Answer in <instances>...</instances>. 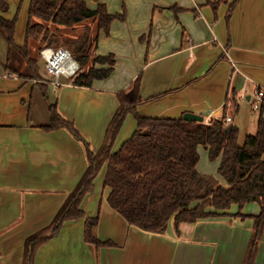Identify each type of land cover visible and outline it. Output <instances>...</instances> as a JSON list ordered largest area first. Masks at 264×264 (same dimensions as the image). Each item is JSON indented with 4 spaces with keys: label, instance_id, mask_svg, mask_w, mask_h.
I'll return each mask as SVG.
<instances>
[{
    "label": "crops",
    "instance_id": "1",
    "mask_svg": "<svg viewBox=\"0 0 264 264\" xmlns=\"http://www.w3.org/2000/svg\"><path fill=\"white\" fill-rule=\"evenodd\" d=\"M83 1L91 10L97 6ZM233 1L100 0L109 14L124 16L112 21L108 34L95 28L93 55L112 54L115 65L91 87L72 85L71 79L56 87L52 80L42 85L38 78H17L5 68L8 48L0 34V264H25L26 240L48 231L87 168L84 147L68 130L43 129L50 124V105L98 151L119 107L118 93L140 76L141 116L182 118L190 112L209 123L225 114L231 117L227 126L238 130L240 146L256 133L258 116L248 106L264 86V0H239L227 27ZM260 108L264 117V101ZM135 128L127 115L112 151ZM198 153L197 171L226 187L218 174L221 157L209 160L202 147ZM104 173L103 168L81 208L86 217L98 216V239L115 246L96 249L84 240V219L67 221L37 248L32 264H264V227L248 260L257 203L233 204L217 211L221 216L178 228L172 219L164 234H153L129 225L109 206Z\"/></svg>",
    "mask_w": 264,
    "mask_h": 264
},
{
    "label": "trees",
    "instance_id": "2",
    "mask_svg": "<svg viewBox=\"0 0 264 264\" xmlns=\"http://www.w3.org/2000/svg\"><path fill=\"white\" fill-rule=\"evenodd\" d=\"M93 1L97 3L94 10L89 9L83 0H30L24 44L18 46L14 40L17 17L5 19L3 14L9 9L8 3L0 0V34L8 48L5 68L23 78L40 79L39 51L44 47H63L71 52L80 65V72L70 80L72 85L91 87L94 81L108 78L115 65L112 54L94 55L92 64L87 66L96 47L97 33L92 34L89 27H85L82 34L74 39L65 37L63 33V30L74 29L85 21H93L97 30L108 34L112 21L124 16L109 14L100 0ZM238 1L234 0L228 7L227 27ZM32 43L38 45L35 54H32ZM96 65L102 67L97 68ZM139 85L140 76L130 89L118 93L119 107L108 125L104 143L98 151L90 148L89 142L72 121L64 119L56 106L50 105V124L43 129L68 130L82 143L87 168L47 228L48 231L36 233L26 240L25 264H32L37 248L55 236L67 221L84 219V240L96 249L115 246L111 241L98 239V216L86 217L81 208L84 198L92 192L94 181L103 168V186L109 190V206L129 225L148 233L164 234L172 219L178 228L183 222L194 223L200 219L221 216L217 211L229 209L233 204L242 208L248 203H257L260 210L253 215L255 233L248 254V260H251L253 249L264 227L262 110L259 111L256 133L246 136L240 146L237 142L238 130L232 127L226 131L228 126L223 121L225 114L221 120L213 119L209 123L189 122L182 118L141 116L137 111L138 105L143 101L139 94ZM129 114L134 117L136 128L118 150L112 151ZM200 147L207 150L211 161L221 157L218 174L226 181V187L220 185L215 176L197 171Z\"/></svg>",
    "mask_w": 264,
    "mask_h": 264
},
{
    "label": "built area",
    "instance_id": "3",
    "mask_svg": "<svg viewBox=\"0 0 264 264\" xmlns=\"http://www.w3.org/2000/svg\"><path fill=\"white\" fill-rule=\"evenodd\" d=\"M40 59L48 74L55 79L54 85L61 86V79H72L80 72V65L74 60L71 52L63 47H44L40 50ZM264 101V86H258L254 99H249L253 110H259ZM224 123H230L231 117L225 116Z\"/></svg>",
    "mask_w": 264,
    "mask_h": 264
},
{
    "label": "rangeland",
    "instance_id": "4",
    "mask_svg": "<svg viewBox=\"0 0 264 264\" xmlns=\"http://www.w3.org/2000/svg\"><path fill=\"white\" fill-rule=\"evenodd\" d=\"M8 2V4L10 5V9L9 11L4 15L5 17L12 19L15 16L17 17V27H16V31H15V42L17 45L20 44H24V34H25V28H26V24H27V9H28V3L29 0H6ZM85 27H89L91 29L92 34L95 32V22L93 21H85L81 24H78L76 26V28L74 29H70V30H63V33L65 35V37L67 38H76L77 36H80L82 34V31L84 30ZM31 47L35 49H37L38 45L35 44H31ZM31 48V50H32ZM40 52V51H39ZM35 53V52H34ZM33 53V54H34ZM94 57L93 53L91 55V59L89 61V63L87 64L90 65L92 64L91 60ZM25 68V67H24ZM84 68V67H83ZM82 68V70H83ZM16 74V73H14ZM17 78H20L21 80H24L23 77H20L18 74H16ZM39 78L41 80H44L43 83L45 84L48 80H52V82L54 83L55 79L52 75L48 74V72L45 70L44 66L41 65L40 69H39ZM38 79V80H40ZM47 80V81H45ZM26 81H31V79L26 80ZM63 81V79H61V82ZM29 83V82H27ZM47 83H50V81H48ZM252 106H248V111L249 113L254 114L255 116L259 115V111H252L251 110ZM235 115V114H233ZM100 179V174H98V176L96 177L94 183L98 184ZM107 191V190H106ZM96 193H98L99 197L102 198L104 200L105 195L102 194L101 192V188L98 186ZM104 202L106 203V201L104 200ZM107 205V203H106Z\"/></svg>",
    "mask_w": 264,
    "mask_h": 264
},
{
    "label": "water",
    "instance_id": "5",
    "mask_svg": "<svg viewBox=\"0 0 264 264\" xmlns=\"http://www.w3.org/2000/svg\"><path fill=\"white\" fill-rule=\"evenodd\" d=\"M43 64V60L39 61V66ZM182 119L189 122H203V116L201 114H194L190 112H186L183 114ZM231 126H228L226 131H229Z\"/></svg>",
    "mask_w": 264,
    "mask_h": 264
}]
</instances>
